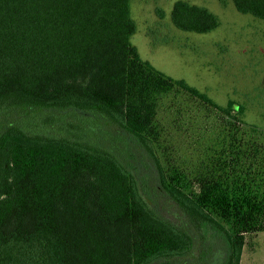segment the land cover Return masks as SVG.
Instances as JSON below:
<instances>
[{
  "label": "trees",
  "instance_id": "1",
  "mask_svg": "<svg viewBox=\"0 0 264 264\" xmlns=\"http://www.w3.org/2000/svg\"><path fill=\"white\" fill-rule=\"evenodd\" d=\"M131 1L0 0V264H155L198 251L213 264L201 255L214 240L220 264H241L246 235L264 230V135L243 105H218L142 59ZM230 1L264 20V0ZM171 20L185 32L220 25L185 0ZM163 107L215 123L190 185L159 156Z\"/></svg>",
  "mask_w": 264,
  "mask_h": 264
},
{
  "label": "rangeland",
  "instance_id": "2",
  "mask_svg": "<svg viewBox=\"0 0 264 264\" xmlns=\"http://www.w3.org/2000/svg\"><path fill=\"white\" fill-rule=\"evenodd\" d=\"M177 1L132 0L131 16L137 30L131 42L142 59L175 79H184L218 105L226 107L229 101L243 105L244 124L263 136L264 20L239 12L230 0H185L209 8L220 20L212 32H185L171 20ZM162 113L167 130L157 145L159 156L170 176L181 180L186 177L188 182L183 183L190 185V173L197 168L201 153L218 139L215 123L207 118L177 117L175 109L167 111V107ZM162 213L181 224L185 222L174 216L175 209L170 205ZM188 229L196 234L195 229ZM220 245L214 240L201 257L214 258L213 264H220L224 259ZM198 252L155 264H204ZM241 264H264V230L246 235Z\"/></svg>",
  "mask_w": 264,
  "mask_h": 264
}]
</instances>
